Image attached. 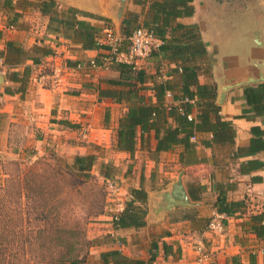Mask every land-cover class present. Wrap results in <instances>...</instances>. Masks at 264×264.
Wrapping results in <instances>:
<instances>
[{"label":"crops","instance_id":"1","mask_svg":"<svg viewBox=\"0 0 264 264\" xmlns=\"http://www.w3.org/2000/svg\"><path fill=\"white\" fill-rule=\"evenodd\" d=\"M152 1L126 0L120 17L119 0H57L60 8L73 6L91 14L78 17L100 26V36L108 26L121 33L122 21L130 12L139 15V23L150 19ZM39 2L0 0V50H6L12 41L29 55L18 66L5 65V73L0 75V91L4 94L0 104V153L19 154L32 148L36 155L56 152L69 159L95 153L99 162L118 166L122 198H130L128 190L132 186H144L148 192L144 226L116 229L113 213L99 218L98 236L106 233L105 239L91 247L87 264H104L100 254L110 248L143 259L155 253L152 264H264V237L250 230L252 216L264 210V149L249 150L253 136L264 138V100L255 105L245 94L246 88L264 84V0H190L177 6L178 15L170 19L168 37L183 43H203L196 60L186 65L196 66L199 83L216 87L220 115L236 130L235 143L230 146L206 145L204 141H212L213 133L197 132L195 140L191 137L197 158L188 165L180 161L184 151L181 144L156 153L153 132L145 134L143 141L139 139L133 154L116 148L117 128L128 104L99 93L100 88H121L107 81L120 77L116 64L66 75L53 88L36 81V71L43 62L88 64L93 58L100 62L105 52L103 47L86 49L77 40L49 32V17L41 13ZM101 16L108 21L99 19ZM178 24L184 27H176ZM36 46H48L51 53L41 56L34 50ZM33 56L40 57L41 62H34ZM179 63L159 54L142 60L140 66L152 76L164 66L162 81L180 85L182 67L174 71ZM26 66L31 74L22 81ZM12 72L22 80H13ZM146 86L143 92L156 102L153 82L149 80ZM8 88L10 92H6ZM166 103L179 101L166 95ZM197 113L195 107L194 117ZM170 122L175 125L172 119ZM85 123L90 124L87 138L79 132ZM240 148L239 157H234L233 152ZM249 160L256 162L246 164ZM182 172L184 188L194 204L167 209L165 193ZM218 184L228 200H245L242 212L230 216L218 211ZM216 215L223 216V233L207 228ZM200 238L212 252L208 261H198L195 244Z\"/></svg>","mask_w":264,"mask_h":264},{"label":"trees","instance_id":"2","mask_svg":"<svg viewBox=\"0 0 264 264\" xmlns=\"http://www.w3.org/2000/svg\"><path fill=\"white\" fill-rule=\"evenodd\" d=\"M135 1L137 3L144 2V0ZM188 1L190 0H153L149 9L152 14L150 19L139 23V15L130 12L122 21L121 34L125 37H128L140 26L152 30L163 40V44L158 50L152 52L151 56L157 57L160 54L172 62H180L174 71L177 72L179 67H182V72L180 74L181 84L178 85L170 80L158 81V70L152 76L147 73L144 67L134 68L132 65L125 63L116 64L120 70V77L109 78L107 81L111 85H119L121 88H100L99 93L101 97H111L128 104L127 112L120 118L117 128L116 148L118 150L133 154L139 139L143 141L145 134L153 132L157 141L156 153L170 150L181 144L184 151L181 154L180 161L184 165H188L197 158L195 143L191 141V137L197 132L209 131L213 133L212 141H204L206 145L230 146L235 143L236 130L233 123L224 120L220 115L221 108L216 103V87L199 83L196 66L186 65L187 61L196 60L199 53H201L200 46L203 43L198 41L183 43L180 40H173L168 37L171 26L170 19L178 15L176 7L187 5ZM39 8L43 15L49 17V32L77 40L86 49L102 47L98 42L101 27L78 17L81 14H91L73 6L60 8L57 0H40ZM99 19L108 21L107 18L102 16ZM12 25L14 26V24ZM176 27L182 28L184 26L178 24ZM127 45L128 41H125L123 46L126 47ZM6 48V50H0V58L4 59L8 67L18 66L29 57L25 48L12 41L7 43ZM34 50L41 52V56L51 53L48 46H36ZM32 59L34 62H41L38 56H33ZM30 74L31 68L26 66L23 80H21L25 81ZM11 77L13 80H20L16 76V72H12ZM149 80L153 82L152 89L157 99L156 102H153L143 92L147 88L146 83ZM168 90L174 93L173 99L178 100V104L168 105L166 103V92ZM6 92H10V89H6ZM245 94L248 102L256 105L264 100V84L256 88H246ZM186 98L189 100L186 101ZM192 99H196L195 102H192ZM179 107L184 108L185 115L179 111ZM195 107L198 108V113L193 119H188L187 113H193ZM170 119L175 122V125L171 124ZM252 129L255 130V127ZM258 149H264V138L253 136L249 150L253 153ZM241 150L240 148L234 151V157H239ZM52 157H56L55 152H52ZM255 162V160H249L246 164L251 165ZM60 166L63 167V170H61L62 177L71 186L76 187V184H79L80 189H82L84 184L88 182L98 180L103 182V184L98 183L99 189L86 211L85 222L88 223L92 217L104 214L109 201L108 182L112 180L120 185L117 178L120 172L118 166L110 161L99 162L98 155L95 153L75 155L72 160H62ZM243 168L245 167L242 164V170ZM217 186L219 196L215 206L220 213L231 216L244 210L245 200H228L221 184ZM128 191L130 198L125 200L124 210L117 218L112 214L113 225L116 229L137 228L146 224V215L148 214L147 190L144 186H132ZM193 199L197 200L198 198L194 196ZM60 204V201H56L51 206L53 222L59 220L58 210ZM251 219L250 230L258 237H264V210L260 214H254ZM205 222L207 224L209 220ZM50 240L53 243L48 247L47 250L49 251L46 255L50 257L52 264H87L91 247L98 242V239L88 237L85 224L79 222H74L71 225L55 223ZM154 247L157 248V243L154 244ZM100 255L104 264H152L155 259V253H151L149 259H143L129 256L119 248L104 250Z\"/></svg>","mask_w":264,"mask_h":264},{"label":"rangeland","instance_id":"3","mask_svg":"<svg viewBox=\"0 0 264 264\" xmlns=\"http://www.w3.org/2000/svg\"><path fill=\"white\" fill-rule=\"evenodd\" d=\"M35 155L32 148L19 154L0 153V264H52L46 254L55 223L79 222L85 224L90 239H105L106 233L98 236L99 218L114 213L115 201L124 196L119 191L114 199L110 197L105 213L86 223V211L103 182H88L82 189L79 184L71 186L60 165L72 159L58 153L52 157V152ZM56 201L61 202L59 220L53 222L51 206Z\"/></svg>","mask_w":264,"mask_h":264},{"label":"built area","instance_id":"4","mask_svg":"<svg viewBox=\"0 0 264 264\" xmlns=\"http://www.w3.org/2000/svg\"><path fill=\"white\" fill-rule=\"evenodd\" d=\"M13 27V25H12ZM128 41V45L124 47V42ZM99 44L104 47L100 62L96 59H91L88 64L77 63L76 65H69L68 63H54L52 61H46L41 64L37 69L35 79L43 87L53 88L59 86L63 77L69 74H75L78 72H88L97 68H109L113 64L125 63L132 65L134 68L140 66V62L150 57L152 52L158 50L163 44V40L159 38L152 30L140 26L136 28L128 37L123 36L117 32L113 27H106L104 34L98 37ZM5 62L3 58H0V75L5 73ZM165 67L160 66L158 71L157 80L162 81L165 74ZM167 96H173L172 91L166 92ZM4 94L0 91V104L3 102ZM186 101L189 99L186 98ZM179 111L182 114H186L183 107H179ZM188 119H193V113H187ZM90 131V124H82L79 128L80 135L87 138ZM192 139H196V134L192 136ZM121 186L116 181H109L107 190L109 198L111 200L115 198V195L119 193ZM122 198V197H121ZM125 208V199L115 201L114 204V217L117 216ZM208 230L215 233H223L225 230V222L222 215H216L208 223ZM195 250L197 252L198 261H208L212 257V252L206 245V243L200 238L195 244Z\"/></svg>","mask_w":264,"mask_h":264},{"label":"water","instance_id":"5","mask_svg":"<svg viewBox=\"0 0 264 264\" xmlns=\"http://www.w3.org/2000/svg\"><path fill=\"white\" fill-rule=\"evenodd\" d=\"M119 1H120V6H119L117 12H118V15L121 17L122 12H123V7H124L126 0H119ZM182 174H183V172L181 173L179 180L175 184H173L172 189L165 193V197H166V200L168 202V204L165 205V208H167V209H170L175 205H192V204H194L191 201L186 189L184 188V184L182 182Z\"/></svg>","mask_w":264,"mask_h":264}]
</instances>
